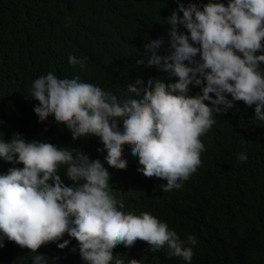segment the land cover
<instances>
[{
  "label": "clouds",
  "instance_id": "clouds-1",
  "mask_svg": "<svg viewBox=\"0 0 264 264\" xmlns=\"http://www.w3.org/2000/svg\"><path fill=\"white\" fill-rule=\"evenodd\" d=\"M166 19L167 46L161 34L149 35L136 59L154 63L168 78L149 74L142 79L137 73L127 81L137 95L121 99L79 76L59 78L51 71L35 78L30 91L39 101L34 111L40 122L53 116L74 141L98 136L104 160L118 166L126 164L121 145L127 140L142 165L137 170L166 179L160 189L170 191L181 188L202 164L200 137L216 123L217 113L242 100L255 106L254 119L264 123V0H177ZM86 60L69 56L81 68ZM191 86L200 91L191 95ZM0 158L23 165L0 173V247L7 238L35 252L33 264H47L37 249L67 233L78 241L87 264H125L113 247H131L137 239L152 251L167 246L170 255L192 261L194 250L188 245L198 243L196 235H188L186 245L155 215L124 211L123 198L109 188L111 172L101 158L49 140H28L19 132L0 139ZM237 158L247 161L248 155L240 152ZM62 166L71 183L62 178ZM69 243L63 239L57 246ZM128 264L139 260L131 258Z\"/></svg>",
  "mask_w": 264,
  "mask_h": 264
},
{
  "label": "trees",
  "instance_id": "trees-1",
  "mask_svg": "<svg viewBox=\"0 0 264 264\" xmlns=\"http://www.w3.org/2000/svg\"><path fill=\"white\" fill-rule=\"evenodd\" d=\"M176 6L177 0H0V139L10 140L19 132L28 140L80 148L104 160L98 136L74 141L53 116L39 121L34 111L39 101L30 91L33 81L51 71L59 78L79 76L121 99L137 95L127 88L137 73L142 79L149 74L168 78L154 63L136 57L149 35L161 34L167 46L166 17ZM181 30L187 31L183 26ZM158 51L163 54L164 49ZM70 54L86 57V68L70 63ZM199 91V86H191L190 94ZM236 105L217 113L216 123L200 137L205 145L202 164L179 189L161 190L166 179L138 171L142 165L127 140L121 145L125 165L104 160L111 172L109 188L123 198L124 211L155 215L186 245L188 235H196L198 243L188 245L194 250L190 264H264V123L254 119V105L242 100ZM240 152L247 153V161L238 160ZM13 166L23 167L0 158V173ZM60 172L71 183L66 166ZM63 239L70 243L61 249L57 244ZM62 240L44 244L37 252L47 256V264H87L75 238L65 233ZM150 249L148 242L137 239L131 247L115 245L113 254L125 264L131 258L139 264H189L170 255L167 246ZM35 255L5 238L0 264H33Z\"/></svg>",
  "mask_w": 264,
  "mask_h": 264
}]
</instances>
